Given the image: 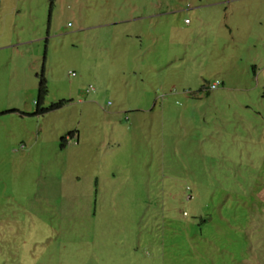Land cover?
I'll return each instance as SVG.
<instances>
[{"label":"rangeland","instance_id":"obj_1","mask_svg":"<svg viewBox=\"0 0 264 264\" xmlns=\"http://www.w3.org/2000/svg\"><path fill=\"white\" fill-rule=\"evenodd\" d=\"M0 264H264V0H0Z\"/></svg>","mask_w":264,"mask_h":264},{"label":"trees","instance_id":"obj_2","mask_svg":"<svg viewBox=\"0 0 264 264\" xmlns=\"http://www.w3.org/2000/svg\"><path fill=\"white\" fill-rule=\"evenodd\" d=\"M38 78L39 79H38V84H37V99L35 101L36 110L34 111V113L44 112V111H47L49 109H53L55 107H58L60 105V102H58V103L52 104V105H50V106H48L46 108H40V109L38 108L39 107V102H40V100H41V98L43 96V93L45 91V89H44V78L42 76V68L40 70V74H39V77ZM71 135H72V133L69 132L68 133V136H71ZM64 138H65L64 136L61 137V143H60V145H63L64 144Z\"/></svg>","mask_w":264,"mask_h":264},{"label":"built area","instance_id":"obj_3","mask_svg":"<svg viewBox=\"0 0 264 264\" xmlns=\"http://www.w3.org/2000/svg\"><path fill=\"white\" fill-rule=\"evenodd\" d=\"M216 86V83L211 84V88H214Z\"/></svg>","mask_w":264,"mask_h":264},{"label":"clouds","instance_id":"obj_4","mask_svg":"<svg viewBox=\"0 0 264 264\" xmlns=\"http://www.w3.org/2000/svg\"><path fill=\"white\" fill-rule=\"evenodd\" d=\"M217 85H218V83H216V86H217ZM216 86H215V87H216ZM215 87H214V88H215ZM211 89H213V88H211Z\"/></svg>","mask_w":264,"mask_h":264}]
</instances>
